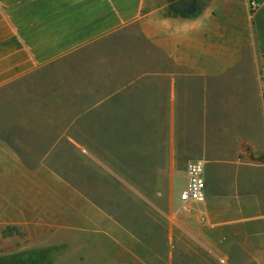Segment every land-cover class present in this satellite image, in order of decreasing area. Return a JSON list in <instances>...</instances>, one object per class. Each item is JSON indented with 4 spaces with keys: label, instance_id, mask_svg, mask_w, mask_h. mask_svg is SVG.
<instances>
[{
    "label": "crops",
    "instance_id": "obj_1",
    "mask_svg": "<svg viewBox=\"0 0 264 264\" xmlns=\"http://www.w3.org/2000/svg\"><path fill=\"white\" fill-rule=\"evenodd\" d=\"M178 1L0 0V222L47 264H264V0ZM184 159L201 203L130 185Z\"/></svg>",
    "mask_w": 264,
    "mask_h": 264
},
{
    "label": "rangeland",
    "instance_id": "obj_2",
    "mask_svg": "<svg viewBox=\"0 0 264 264\" xmlns=\"http://www.w3.org/2000/svg\"><path fill=\"white\" fill-rule=\"evenodd\" d=\"M249 3V2H248ZM249 7H251L249 5ZM252 9V8H251ZM47 85L44 82H41L38 80L36 82V86L39 90L42 89L43 86ZM13 102L12 101H7L6 104L3 106H0V116L1 115H11L13 113ZM55 152H50V156L47 159V161L53 160L52 155ZM74 153V152H73ZM75 154V153H74ZM69 160H73L72 165L69 163ZM187 160H178V165L174 168H166L167 173H162V174H154L148 179L150 182L144 183L143 181L136 182V183H130L131 186H135V188L138 190H160V191H169V182H170V176L173 174L174 177V189L176 193L180 191V189L185 185V177L183 176V172L185 169ZM69 164V166H67ZM72 167H71V166ZM83 168L86 169V165L81 162V159L77 156H73L71 159L67 160V163L63 166V164L60 166H57L56 169L58 172H60V176L63 178L65 177V180L68 182H71L72 185H74L76 188L80 189L83 188V185L80 186L82 181L79 182V175L80 171L79 169ZM91 169V178L95 175L94 174V169L93 167ZM154 169H159V168H151L150 171H153ZM163 169V168H162ZM139 172L134 175L133 177L135 179L143 180L145 177L141 172L144 170L143 168H138ZM169 172V173H168ZM60 181L57 179L55 182L51 183L50 185L53 187H56L57 191V196L59 194L65 195L68 192H63V190L59 189L60 186ZM95 183V182H94ZM87 184V183H86ZM93 185V184H92ZM86 186V185H85ZM94 194V193H93ZM60 195V196H61ZM59 199L57 197V203ZM126 214H121V218L124 220V222L127 223V225H133L135 226V223H137V220H134L131 222L129 220L130 217L125 216ZM52 232H55L54 240L52 239ZM50 232L48 235L47 231H43L40 229H32L30 231L31 238L35 241V246L32 247H27L26 245H22L21 239L23 236L21 235L20 232H15V230L10 229V227H6L3 223L0 222V264H47L46 261L48 259V256L51 254H56V255H62L64 254V250L67 248L66 247V241L65 238H67L68 232H65L64 230H60L57 228V230ZM72 235L74 232H71ZM52 239L54 243L50 242L49 246L46 247V245L42 244L43 241L47 238ZM39 242V245H38ZM66 242V243H65ZM37 244V245H36ZM68 244V243H67ZM23 246V248H22ZM29 254L30 256H35L37 259L36 260H29L28 262H22L20 260V254ZM175 260V259H174ZM174 263H176L174 261Z\"/></svg>",
    "mask_w": 264,
    "mask_h": 264
},
{
    "label": "built area",
    "instance_id": "obj_3",
    "mask_svg": "<svg viewBox=\"0 0 264 264\" xmlns=\"http://www.w3.org/2000/svg\"><path fill=\"white\" fill-rule=\"evenodd\" d=\"M249 5L252 9L258 7L256 0H249ZM261 87L264 93V78L261 82ZM205 163L202 159H192L186 164V182L178 197L183 204L187 202L201 203L205 200V178H204Z\"/></svg>",
    "mask_w": 264,
    "mask_h": 264
},
{
    "label": "flooded vegetation",
    "instance_id": "obj_4",
    "mask_svg": "<svg viewBox=\"0 0 264 264\" xmlns=\"http://www.w3.org/2000/svg\"><path fill=\"white\" fill-rule=\"evenodd\" d=\"M183 2H184V0H179L177 3L182 4Z\"/></svg>",
    "mask_w": 264,
    "mask_h": 264
}]
</instances>
